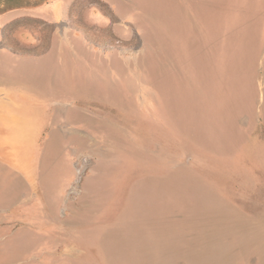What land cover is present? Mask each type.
<instances>
[{"label":"rangeland","instance_id":"rangeland-1","mask_svg":"<svg viewBox=\"0 0 264 264\" xmlns=\"http://www.w3.org/2000/svg\"><path fill=\"white\" fill-rule=\"evenodd\" d=\"M54 1L0 0V264H264V0Z\"/></svg>","mask_w":264,"mask_h":264},{"label":"crops","instance_id":"crops-1","mask_svg":"<svg viewBox=\"0 0 264 264\" xmlns=\"http://www.w3.org/2000/svg\"><path fill=\"white\" fill-rule=\"evenodd\" d=\"M52 7H53V10L55 9L56 11V14H57V9L60 7V2L59 0H56L52 3ZM3 162V161H2ZM4 163V162H3ZM6 164V163H5ZM8 165V164H7ZM9 166V165H8ZM10 167V166H9ZM11 168V172H16L17 174H20V175H23L20 171H18L17 169H13L12 167Z\"/></svg>","mask_w":264,"mask_h":264},{"label":"bare ground","instance_id":"bare-ground-1","mask_svg":"<svg viewBox=\"0 0 264 264\" xmlns=\"http://www.w3.org/2000/svg\"><path fill=\"white\" fill-rule=\"evenodd\" d=\"M261 85H263V84H261ZM261 89H263V88L261 87ZM25 105H27V106L29 107L30 104H24V106H25ZM31 106H32V105H31ZM25 107H26V106H25ZM29 108H30V107H29ZM29 108H28V109H29ZM32 108H33V107H32ZM28 112H29V111H28ZM30 114H32V113H30ZM24 122H25V121H24ZM26 124H27V123H26ZM22 130H25V129H22ZM26 130H27V129H26ZM9 138H12V137H9ZM14 138H16V137L14 136ZM17 138H18V137H17ZM21 138H23V137H21ZM15 140H16V139H15ZM15 140H12V141H15ZM14 153H16V150L14 151Z\"/></svg>","mask_w":264,"mask_h":264}]
</instances>
